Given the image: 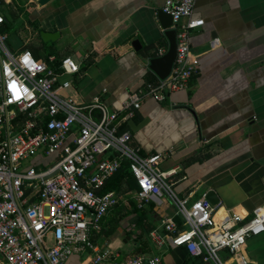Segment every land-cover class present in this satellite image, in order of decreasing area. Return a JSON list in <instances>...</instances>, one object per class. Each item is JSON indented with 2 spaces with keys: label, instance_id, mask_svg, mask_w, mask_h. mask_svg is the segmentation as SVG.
I'll use <instances>...</instances> for the list:
<instances>
[{
  "label": "crops",
  "instance_id": "0c3cea01",
  "mask_svg": "<svg viewBox=\"0 0 264 264\" xmlns=\"http://www.w3.org/2000/svg\"><path fill=\"white\" fill-rule=\"evenodd\" d=\"M165 1L52 0L40 7L35 0H3L2 5L15 3L13 13L21 19L17 34L37 58L54 54L80 63L62 95L76 103L101 95L110 110H122L131 91L161 80L149 59L169 46L159 18ZM193 18L205 23L191 31L199 63L190 84L162 101L145 98L130 118L136 123L149 118L139 131L131 129L130 119L120 128L132 131L131 144L143 154H166L162 168L175 169L170 181L178 196L194 201L214 190L220 207L246 220L264 205V0H196ZM42 30L59 36L44 41ZM215 38L220 43L212 47ZM9 43L18 46L14 39ZM137 189L128 182L112 189L122 199L92 234L101 250L123 259L160 255L162 264H215L185 246H154L151 232L162 231L176 208L168 197L159 205L138 204L146 213L139 222L131 201L138 203ZM246 251L252 264H264V232L248 239ZM90 254H75L66 264H91Z\"/></svg>",
  "mask_w": 264,
  "mask_h": 264
},
{
  "label": "built area",
  "instance_id": "2783aa9c",
  "mask_svg": "<svg viewBox=\"0 0 264 264\" xmlns=\"http://www.w3.org/2000/svg\"><path fill=\"white\" fill-rule=\"evenodd\" d=\"M2 2L1 262L66 264L75 254L91 252V264H162L160 255L136 254L123 259L118 253L101 250L93 238V232L122 199L121 192L104 188L128 162L138 186L135 198L139 206L159 205L168 197L176 208L175 216L164 220L162 231L151 232L154 246H185L191 255L215 264H252L247 241L264 232V205L242 220L236 211L212 204L206 195L194 201L178 196L170 181L175 169L162 168L166 154H143L131 144L132 131L120 128L145 98L162 101L167 93L190 84L199 63L191 50V31L205 23L193 18L196 0L165 1L163 10L172 15L177 31L174 67L158 84L131 91L122 110H110L101 95L88 103L62 95L60 90L73 85L80 63L71 56L54 54L37 58L26 46L14 49ZM219 43L215 38L211 46ZM224 251L228 259L223 258Z\"/></svg>",
  "mask_w": 264,
  "mask_h": 264
},
{
  "label": "water",
  "instance_id": "95a60500",
  "mask_svg": "<svg viewBox=\"0 0 264 264\" xmlns=\"http://www.w3.org/2000/svg\"><path fill=\"white\" fill-rule=\"evenodd\" d=\"M30 1V0H27ZM52 0H35V2L40 6L43 7ZM159 18L162 21V25L165 30V36L168 39V49L167 51L160 55L155 56L149 59V68L160 78L165 79L170 74L175 64V59L177 56V31L173 28V17L170 13L165 12L164 10L159 11ZM59 36L58 32H49L46 30L41 31V37L44 41L48 40H55ZM138 40L134 42V45L137 48ZM149 122V118H145L140 123H136L134 119L129 120V125L131 129L135 132L139 131ZM206 197L208 200L211 201L212 204L218 205L220 202L218 194L214 190H210ZM0 264H3L0 260Z\"/></svg>",
  "mask_w": 264,
  "mask_h": 264
},
{
  "label": "trees",
  "instance_id": "16d2710c",
  "mask_svg": "<svg viewBox=\"0 0 264 264\" xmlns=\"http://www.w3.org/2000/svg\"><path fill=\"white\" fill-rule=\"evenodd\" d=\"M125 113V112H124ZM122 113V114H124ZM124 182H128L130 188H135L136 183H135V178L134 175L130 169L129 163L124 162L120 170L109 180L107 186L104 188V191H109L112 189H121L122 184ZM133 203V210L138 212L140 218L139 222H144V217L146 215L145 209L139 208L138 203L131 199Z\"/></svg>",
  "mask_w": 264,
  "mask_h": 264
},
{
  "label": "rangeland",
  "instance_id": "374dc122",
  "mask_svg": "<svg viewBox=\"0 0 264 264\" xmlns=\"http://www.w3.org/2000/svg\"><path fill=\"white\" fill-rule=\"evenodd\" d=\"M14 6H15V3L6 2L5 4L2 5V12L8 19L7 23H8L9 28L7 30L11 34L10 39L12 40L14 39L17 42L18 46L13 47L14 49H16L18 47H23L24 41L21 40L20 35L17 34V30H18L17 28H20L21 26V19L18 18L19 16L14 15L13 10H12ZM124 188L125 190H127L128 186L125 185Z\"/></svg>",
  "mask_w": 264,
  "mask_h": 264
}]
</instances>
